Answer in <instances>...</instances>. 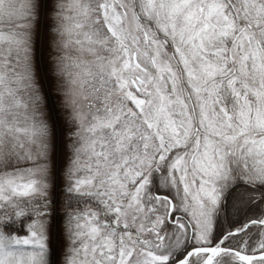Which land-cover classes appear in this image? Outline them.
<instances>
[{
  "label": "snow or ice",
  "instance_id": "6c2138e0",
  "mask_svg": "<svg viewBox=\"0 0 264 264\" xmlns=\"http://www.w3.org/2000/svg\"><path fill=\"white\" fill-rule=\"evenodd\" d=\"M0 264H264V0H0Z\"/></svg>",
  "mask_w": 264,
  "mask_h": 264
}]
</instances>
